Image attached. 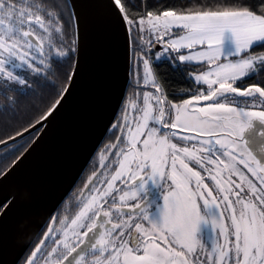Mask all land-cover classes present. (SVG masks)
Here are the masks:
<instances>
[{"label": "snow or ice", "instance_id": "snow-or-ice-1", "mask_svg": "<svg viewBox=\"0 0 264 264\" xmlns=\"http://www.w3.org/2000/svg\"><path fill=\"white\" fill-rule=\"evenodd\" d=\"M104 7L128 56L119 110L17 264H264V0ZM80 21L73 0H0V145L19 153L13 166L78 86ZM16 197L0 195V216Z\"/></svg>", "mask_w": 264, "mask_h": 264}, {"label": "water", "instance_id": "water-1", "mask_svg": "<svg viewBox=\"0 0 264 264\" xmlns=\"http://www.w3.org/2000/svg\"><path fill=\"white\" fill-rule=\"evenodd\" d=\"M73 2L81 16L83 75L34 147L10 166L7 179L0 177V195L17 194L14 206L0 216V264H17L77 184L105 139L126 87L124 34L107 14L106 0Z\"/></svg>", "mask_w": 264, "mask_h": 264}, {"label": "trees", "instance_id": "trees-1", "mask_svg": "<svg viewBox=\"0 0 264 264\" xmlns=\"http://www.w3.org/2000/svg\"><path fill=\"white\" fill-rule=\"evenodd\" d=\"M33 99L36 98H22V102L24 104H30ZM31 113L22 111L20 114L19 122H23V120H26ZM16 155H19V153H15L14 155L5 156L2 149L0 150V167H3L4 165L11 166V162L15 159Z\"/></svg>", "mask_w": 264, "mask_h": 264}, {"label": "flooded vegetation", "instance_id": "flooded-vegetation-1", "mask_svg": "<svg viewBox=\"0 0 264 264\" xmlns=\"http://www.w3.org/2000/svg\"><path fill=\"white\" fill-rule=\"evenodd\" d=\"M103 141H104V140H103ZM88 167H89V165L87 166V168H88ZM87 168H86V169H87ZM84 174H86V170L84 171L83 175H84ZM83 175H82V176H83ZM82 176H81V178H82ZM81 178L79 179V181L81 180ZM79 181H78V182H79ZM78 182H77V183H78Z\"/></svg>", "mask_w": 264, "mask_h": 264}]
</instances>
